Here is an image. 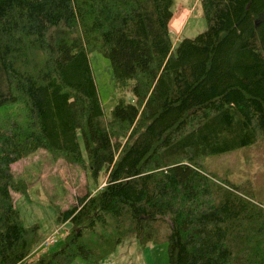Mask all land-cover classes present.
I'll use <instances>...</instances> for the list:
<instances>
[{
	"label": "trees",
	"instance_id": "16d2710c",
	"mask_svg": "<svg viewBox=\"0 0 264 264\" xmlns=\"http://www.w3.org/2000/svg\"><path fill=\"white\" fill-rule=\"evenodd\" d=\"M175 0H0V264H101L159 241L170 264H264V205L207 157L264 148V0H200L207 29L173 45ZM130 91L105 117L89 54ZM88 164L105 185L59 210L62 247L41 241L14 195L13 165L39 149ZM263 190V189H262ZM63 240V239H62Z\"/></svg>",
	"mask_w": 264,
	"mask_h": 264
},
{
	"label": "rangeland",
	"instance_id": "374dc122",
	"mask_svg": "<svg viewBox=\"0 0 264 264\" xmlns=\"http://www.w3.org/2000/svg\"><path fill=\"white\" fill-rule=\"evenodd\" d=\"M169 28L173 45L179 40L195 38L204 32L207 21L200 0H175ZM89 59L105 117L110 119L115 105L120 100L131 101L133 95L130 91H120L117 88L111 62L104 54L93 51L89 54ZM82 148L86 159V163L82 165L70 164L61 158H54L47 150L39 149L12 167L16 178L26 181L27 184V192L15 194L14 203L26 228L39 227L41 241L37 247L55 231L68 236L70 224L59 223V210L73 207L79 197L94 193L105 185V172L99 176L93 175L84 146ZM205 164L209 172L220 178L228 176L232 183L254 184V189L259 193L254 192L252 196L264 205V148L247 147L210 156ZM166 228H163L159 241L149 242L145 246L136 238L122 241L101 264H170ZM66 235L60 237L58 243L42 249V254L59 250ZM72 264L87 262L78 257Z\"/></svg>",
	"mask_w": 264,
	"mask_h": 264
},
{
	"label": "built area",
	"instance_id": "2783aa9c",
	"mask_svg": "<svg viewBox=\"0 0 264 264\" xmlns=\"http://www.w3.org/2000/svg\"><path fill=\"white\" fill-rule=\"evenodd\" d=\"M65 233H68V232H65ZM64 235H66V234L61 233L60 231H55L53 234H51V236H49L45 240V242L42 245H39L37 248L34 249V251L29 255L28 259L29 260L38 259L40 257V255L42 254V249L58 243L60 237H62ZM65 237H67V235Z\"/></svg>",
	"mask_w": 264,
	"mask_h": 264
},
{
	"label": "crops",
	"instance_id": "0c3cea01",
	"mask_svg": "<svg viewBox=\"0 0 264 264\" xmlns=\"http://www.w3.org/2000/svg\"><path fill=\"white\" fill-rule=\"evenodd\" d=\"M185 1H187V0H185Z\"/></svg>",
	"mask_w": 264,
	"mask_h": 264
}]
</instances>
